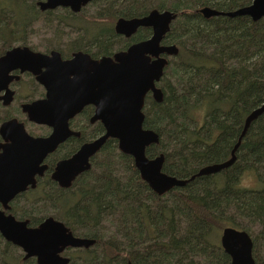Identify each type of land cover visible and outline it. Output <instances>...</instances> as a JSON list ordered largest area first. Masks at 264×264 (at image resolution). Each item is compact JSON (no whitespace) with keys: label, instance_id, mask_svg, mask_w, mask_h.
Returning a JSON list of instances; mask_svg holds the SVG:
<instances>
[{"label":"trees","instance_id":"1","mask_svg":"<svg viewBox=\"0 0 264 264\" xmlns=\"http://www.w3.org/2000/svg\"><path fill=\"white\" fill-rule=\"evenodd\" d=\"M252 1L96 0L103 6L96 17L101 24L93 30L73 21L71 12V21L63 20L81 30L66 45L67 54L82 51L98 58L150 37V29H139L129 39L116 35L112 23L118 18L143 17L151 10L176 14L162 43L178 49L158 84L162 102L148 95L143 107V127L159 136L146 156L163 154L164 174L188 180L202 167L228 160L245 118L263 104L264 17L258 22L248 17L206 20L199 14L203 8L231 12ZM53 12L41 13L34 0H0V52L24 45L31 24ZM68 151L52 155L49 166ZM245 178L255 185L243 186ZM25 197L29 208L21 213L33 226L52 217L73 235L95 241L89 249L68 251V264H230L219 244L226 227L247 232L255 264H264V113L242 137L231 167L160 197L115 140L105 143L91 169L69 189L48 180ZM0 264L35 261H23L17 248L0 237Z\"/></svg>","mask_w":264,"mask_h":264},{"label":"water","instance_id":"2","mask_svg":"<svg viewBox=\"0 0 264 264\" xmlns=\"http://www.w3.org/2000/svg\"><path fill=\"white\" fill-rule=\"evenodd\" d=\"M96 0H37L39 11L67 9L78 14L85 6ZM206 20L213 17H248L258 22L264 17V0H253L250 5L231 12H219L210 8L199 10ZM176 14L170 11L151 10L143 17L119 18L113 30L118 36L131 38L139 29H150L148 39L129 45L112 57L93 60L89 55L76 52L68 60H61L59 53L51 52L47 57L33 52L27 46L13 47L0 57V90L7 89L12 78L8 74L20 69L36 76L44 86L46 97L42 101L23 106L29 121L47 125L52 133L47 138L28 136L23 125L16 121L1 127V133H12L9 145L3 146L0 155V204H7L28 186L34 188V176L42 175L46 155L53 152L69 135L68 121L82 107L95 108L92 122L99 121L105 134L83 145L68 159L59 161L51 179L61 188L68 189L75 178L91 168L90 159L105 145L108 139L117 141L118 151L133 160L141 180L157 196L173 189L182 188L196 177L210 176L231 167L235 152L249 126L264 113V102L251 111L244 120L240 138L230 158L224 162L202 167L188 180H180L162 172L164 155L149 159L146 149L158 145L159 136L143 128V107L147 95L159 104L163 93L160 82L168 60L178 54L174 45H163ZM45 71L40 73L39 69ZM7 97V98H6ZM11 101V93L4 97ZM16 131L15 133H13ZM27 221H17L0 211V236L14 247L19 248L23 260L34 259L36 264H68L70 259L62 256L68 249H89L95 244L92 239L75 237L60 221L45 218L38 226L29 228ZM219 244L229 257L230 264H255L252 257L253 243L249 234L226 227L221 231ZM131 264V263H127Z\"/></svg>","mask_w":264,"mask_h":264},{"label":"flooded vegetation","instance_id":"3","mask_svg":"<svg viewBox=\"0 0 264 264\" xmlns=\"http://www.w3.org/2000/svg\"><path fill=\"white\" fill-rule=\"evenodd\" d=\"M1 40L2 39H0V46L2 45ZM0 48H2V47H0ZM10 49L2 50V52H0V57L3 56L4 53L6 51L10 50ZM30 50H32V49H30ZM32 51L33 52H37V53H41L43 55H46L47 57L51 56V52H57V53H59L61 60H68V59L71 58L73 53L82 52V51H72V52H69V54H65V53L62 52L61 48H57V47H55V48L52 47V48H49V49H45V50H43V52L35 51V50H32ZM82 53H85V52H82ZM85 54L89 55L88 53H85ZM89 56L93 60H99L100 58L105 57V56H99L98 58H93L91 55H89ZM108 57H112V56H108ZM39 70H40V73L45 71L44 68L39 69ZM8 77L12 78V81H10L8 83L7 89L0 90V117H1L0 118V131H1V127L3 125L9 123L10 121H16L17 124L23 125V129H24L25 133L28 136H30V137L47 138L48 136H50L51 133H52V128L51 127H48L47 125H39V124H36V123H33V122L29 121V119L27 117V114L23 112V106L30 105L33 102L42 101V100L45 99L46 91H45L44 86L41 85L40 83H38L36 81V76H34L32 73H30L28 71L20 72V69H15V70L11 71L8 74ZM158 84H157V87H158ZM22 88L28 89V91H31L32 94H30V96H24L23 94L26 91L22 90ZM7 91H8V93H11V101L9 103H7V99H6L7 97L4 98L6 96V94H7ZM15 105H17V110L18 111L15 110V112L10 114V111H9L10 108L12 106H15ZM94 111H95L94 106L85 105L84 107L81 108L79 113H77L72 119H70L68 121V132H69L68 137L62 143H60L53 152H51L48 155H46V157H45V159H44V161L42 163V165H45L46 168L43 171L42 175L39 176L38 174H36L34 176V178H33L34 181H35L34 188H31L30 186H28L25 191H23L22 193H19L18 195H16L7 204V209H4L3 206L0 204V211L1 212H3L6 216H8V215L12 216L17 221H27L28 222L27 227H29V228L36 227V226H38L39 223L42 222L41 221L36 226H33L31 224L30 220L25 218L24 215H22V213H21L22 208L19 206V204H21L22 202L26 203L27 200H26L25 195L29 194L30 191H33L36 188H38V186L41 183H47L48 180L53 182V184H55L59 189L67 190L65 188H61L58 185V183L54 182L51 179V175L54 172V170L56 168V165H57V163L59 161H62L64 159L70 158L83 145H85L87 143H90V142L94 141L95 139L99 138L100 136H102L103 134H105L104 127L99 121H95V122L91 121L93 116H94ZM20 115L22 116L23 120L20 119V117H21ZM27 125L45 128V130H44L43 133L34 134L33 132L28 131ZM15 132L16 131H14L13 133H15ZM11 135H12V133L7 131V130L2 131V133L0 132V155L3 153V146L9 145V139L8 138L11 137ZM108 140H114V139H108ZM153 146H155V145H153ZM103 147H104V145H103ZM103 147L99 150V152H97L90 159V161H89L90 163L92 162V159L101 152ZM64 149L69 150L68 151L69 152V154H68L69 156H67L66 158H61V159H57V160H56V157H55V158H53L51 160V163L53 165L49 166L50 165L49 164L50 157L52 155L56 154L58 151L64 150ZM117 149H118V147H117ZM58 157H60V156H58ZM79 176H77L75 178V180ZM74 181L72 182V184L74 183ZM72 184H71V186H72ZM75 237H77V236H75ZM15 248H17V247H15ZM17 249L20 250L19 248H17ZM74 250H81V249H68L61 255L64 256V257L69 258L66 255V253L68 251H74ZM20 252H21V258L23 260L22 251L20 250ZM27 260H29V259H27ZM23 261H26V260H23ZM35 264H36V262H35Z\"/></svg>","mask_w":264,"mask_h":264},{"label":"rangeland","instance_id":"4","mask_svg":"<svg viewBox=\"0 0 264 264\" xmlns=\"http://www.w3.org/2000/svg\"><path fill=\"white\" fill-rule=\"evenodd\" d=\"M34 1L35 3H37V0ZM102 6H103V2H98V3L95 2L88 4L78 14L75 15L76 19L73 21H75L77 24H80L82 27H88L93 30L95 28L94 27L95 25L101 24L100 22L96 21V17L97 14L102 15L100 13H97L99 10H102ZM69 13H70L69 10L59 8L54 10L52 14L47 16H42L41 18H39L35 23H32L31 26L27 29V32L25 34L26 43L24 45H19V47L27 46L29 49L40 52H43V50L45 49L57 47V48H61L62 52L67 54V50L65 49V47L67 48L66 45L72 42V40H75L78 37V35H81V30L72 28V26H68L63 22V20L71 21L72 17L69 15ZM114 23L115 21L112 23L113 26ZM17 46L18 45H15L14 47ZM22 90L26 91L23 94L24 96H30V94H32L31 91H28V89L22 88ZM15 110H17V105L12 106L10 108L9 110L10 114L15 112ZM20 119L23 120L22 116L20 117ZM27 127H28V131L33 132L34 134L43 133L45 130V128H41L37 126L27 125ZM242 184L245 187H252L255 185L253 180L246 178L243 179ZM255 188H257V184ZM19 206L26 210H28L29 208L23 202L19 204ZM17 253L19 256L21 255V252L18 249H17ZM11 255L15 257L16 253L11 252Z\"/></svg>","mask_w":264,"mask_h":264}]
</instances>
